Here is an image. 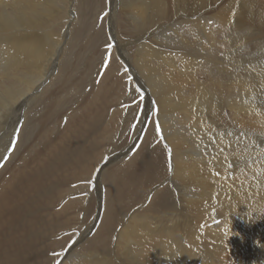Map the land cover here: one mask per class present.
I'll use <instances>...</instances> for the list:
<instances>
[{"label": "bare ground", "instance_id": "1", "mask_svg": "<svg viewBox=\"0 0 264 264\" xmlns=\"http://www.w3.org/2000/svg\"><path fill=\"white\" fill-rule=\"evenodd\" d=\"M70 3L73 0H0V139L4 140L1 132L5 128L15 130L17 134L13 154H10L9 161L0 170V264H39L42 253L50 246V242L46 244V239H53L58 232L55 229L57 216L61 215L65 219L66 227L79 206L75 209L65 199V194V197L62 195L59 198L61 189L73 180L76 183L79 181L80 186L73 187L70 192L78 191L79 196L83 197L79 200H83L88 184L86 179L96 166L93 177L103 187L104 202L101 206L104 207V203L108 202L104 209L106 214H102L104 219H101L103 221L98 231L89 240L93 241L90 253H79L75 264H120L116 263L118 261L122 264H125L124 261L129 264H155L149 258L156 256L159 259L163 257L160 264L229 262L228 257L223 255L224 250L213 248V251L206 246L194 251V248H185L180 244L184 237L189 238L190 245L197 243L196 238H192L193 231H196L192 216L188 217L186 212L189 205L201 203L199 201L208 197H214L220 207L224 203L221 211L223 214L228 213L222 216L220 212L213 218H224L223 223L226 221L227 228L223 227V232L214 229L211 232L220 238L232 234L229 252L233 253L242 248H256L260 243L263 248L257 251L255 258L252 254L240 261V264H258L264 255V239L262 241L254 236L255 224H246L235 235L231 224L230 208L236 200L238 203L243 198L246 201L248 195L238 196L235 189L238 181L231 176L234 168L231 169L233 155L230 154V148L233 136L236 135L228 132L230 126L226 124L240 121L242 129L256 124L259 128L264 124V117L263 120H257L264 111V54H260L264 50V32L261 28L255 30L250 23L264 22L263 5H258L257 0H120L122 8L119 11L129 18L130 26L145 33L153 30L156 23L162 22L158 29L150 32L153 38L159 35L160 40H151L153 43L144 40L140 45L137 42L131 43L134 44L136 59H128L132 55L128 51V42H119L122 43L120 52L127 62L126 74L132 80L136 79V75L139 79L142 77L148 87L143 91L144 94L147 92L155 99L160 119L156 127L161 131L164 142L172 149L171 182L176 183L182 197L181 204L175 203L169 184L164 185L165 181L160 183L161 188L158 186L160 189L153 193L149 205L147 203L143 211H136L127 222L124 221L126 223L118 234L115 256L110 258V242L107 239L114 223L120 219L119 215H125L129 202L132 204L136 199H141L149 185L166 176L165 154L160 145L150 148L155 139L148 137L137 152L133 153V148H128L120 158L116 155L101 163L106 153L105 141L110 140L116 135L114 132L118 131V105L119 100H122L120 93L123 83L115 74L117 70L111 71L113 74L107 72L109 77L103 76L99 83L92 79L88 95L77 92L79 101L76 103L81 105L79 109L76 105L74 110H70L72 104L66 102L70 105L69 112L55 110L62 99L55 98L56 93L52 87L63 69L62 60L73 23L66 24L65 37L56 28H48L57 19V13L68 11ZM213 4L218 8L215 9ZM206 9H212L210 14L204 15L207 12L203 10ZM117 18L116 14L111 15L115 28L118 26ZM260 39L261 44L259 42L254 48ZM244 49L249 50L245 55L252 52L254 57L239 55ZM258 54L260 56L257 57ZM203 71L210 76L200 80L199 75L205 74ZM68 74L69 70L64 79H68ZM242 75L253 76L252 81L246 83ZM80 78L82 80L84 76ZM76 82H73V86ZM185 82L193 86L183 85ZM57 85L55 88L58 91ZM119 85L122 87L119 88ZM76 86L74 88L77 89ZM41 101L46 103L45 108L39 104ZM35 104L37 111L33 109L27 117L26 113H30ZM225 114L233 115L234 121L228 123ZM241 115H245V119ZM65 116L67 120L64 121L62 119ZM44 128H47L46 132ZM3 150H0L1 157H7ZM208 161H214L212 165L217 168L214 172L206 167ZM246 188L249 191V187ZM61 198L68 203L57 210L60 208L57 202ZM185 203L186 207L180 206ZM82 207L85 208L80 206L79 209ZM133 209L136 210V207ZM195 216L197 220L203 217L200 214ZM228 217L231 220H227ZM74 245L71 242L67 251ZM77 252L72 255L77 257Z\"/></svg>", "mask_w": 264, "mask_h": 264}, {"label": "rangeland", "instance_id": "2", "mask_svg": "<svg viewBox=\"0 0 264 264\" xmlns=\"http://www.w3.org/2000/svg\"><path fill=\"white\" fill-rule=\"evenodd\" d=\"M221 1H223V0H221ZM257 2L259 3L258 5L262 4L264 7V0H257ZM72 5L74 7H72ZM121 8H122V4L120 3V0H114V1L113 0H73V3L72 4L70 3L68 6V11L57 13L58 14L56 16L57 19L54 20V22L52 23L53 25H50L49 28L47 27L48 30L50 29V27L56 28V31H58V33L61 36L65 37L64 34H66V32H67V25L66 24L73 23L72 33L70 34L71 37H68L69 40H68L67 49L65 51V54H64V57L62 60V66H63L62 68L63 69L61 70L62 72L60 73V75H58V77H60V78H58V77L56 78V80H55L56 82L54 84L55 86L52 87L54 89L53 91L56 93V96H57V97L55 96V98L58 100L60 98L62 99L61 103L55 109L57 112H59L60 110L66 111V112H69L72 109L74 110V108L76 107V105L79 101V99L77 97V92L78 93L82 92V95H83V93H84V95L85 94L88 95L89 93L87 90H88V87H89V90L91 89L90 85L92 83V79H94V80L96 79V82L99 83L103 76H104L103 78L109 77L107 75V72H108V74H113V72L117 70L115 72V74L117 73L116 75L119 76V78L121 79V83H123V87L120 86L122 84H120L118 86L119 88L122 87V89H123L121 91L122 93H120V97L122 100H119L120 104L118 105V112H119L118 131L114 132V134H116V135H113V137H111L110 140L105 141L106 143H104V149L106 150V153H104V157H103L101 163L103 161H105L106 159L114 157L116 155H118V157L120 158V155L123 154V151H125L128 148H133V153L137 152V150L139 149L141 144L145 140H148V137H153L155 139L150 144V146H149L150 148L151 147L153 148L157 145H160V147L164 150L165 155L163 157L165 158V161H166V176H168L169 178L165 176L162 180L149 185V186H152L153 188L148 186L150 189L148 187L145 189L146 192L142 196V198H144V199L141 198L138 201L136 199V201L132 202V204H130V202H129V206H128L129 208L126 206L128 210L126 209L127 212L125 213V215L124 216L119 215L120 219H118L117 223H114L115 225H113V228L111 229L110 234L108 235V239H107V241L110 242V245H109V247H110V252H109L110 258H112L111 256H113V257L115 256V249L117 247L118 234H119L120 230L124 227V224L128 221L129 217H131L136 211H143L149 205V202L151 201V199L154 195L153 193H155L158 189L161 188L162 184H160V183L165 181L163 183L164 185L166 183L169 184V187H170L171 193H172V194L171 193L170 194H171L172 199L175 203L179 202L181 204L180 198L182 197V194L178 190L176 183L171 182V179H172V168H171L172 149L170 148V145H168L167 143L164 142V139L161 137V131L158 130L156 127V126H158V122L160 121V119L157 116L156 104L154 101L155 99L153 98L152 95H149L147 92H146V95L144 94L143 91L147 90L148 87H147V85H146V83L142 77H140V79H139L136 75L137 80L135 79L136 80V82H135V80L134 79L132 80V78L129 76L128 73L126 74L127 71H125V70L127 67V62L125 59H123V55L120 52V44H122V43H119V42L120 41L128 42V48H129L128 51L130 54H132L130 56V58H128V59L129 60L131 59L130 61H132V58L136 59L135 50H134L135 42H137V44L140 45L141 43H143L144 40L146 42L151 41V40L153 42L160 40L161 37L159 35H155L154 36L155 38H153V34H151V33L156 28L158 29L159 26L161 25L159 23H162V22L160 21V22L156 23L157 25L154 24L156 26H155V28H153V30L151 29V31L148 30V31H145V33H144L143 31H140L141 29L134 28V27L129 25V18L124 13L119 11V9L121 10ZM214 8L217 9L218 6L216 5V7H215V5H214ZM113 10H115V13ZM207 10L208 9L203 10L204 12H207V13H204V15L210 14V12L212 11V9H210L209 11H207ZM217 11L218 10H216L215 12H217ZM113 14H116V16L118 17L116 19V21L118 23L117 28H115V26L113 25V23H115V21L111 20V15H113ZM253 18H255V17H253ZM55 23H56V25H55ZM250 23H251V26H253L255 28V30L261 28L264 32V22L252 21ZM123 24H125V26ZM47 28L45 30H47ZM137 31H139L140 35L138 34ZM132 32H134V33H132ZM128 33L130 35H128ZM142 34H144V35H142ZM114 36H116L117 38H120V39H116V37H114ZM130 36L133 38H131ZM138 37H139V40H138ZM130 38H131V40H130ZM140 38H143V39L141 40ZM133 42H134V44H131ZM259 42L261 44L262 40L261 39H260V41L258 40V42L255 43L254 48H256L257 45H259L258 44ZM169 43L171 44V42H169ZM108 45H111V47H108ZM250 48H252V46ZM244 50H242V51H244ZM248 51L249 50L246 49L244 52L239 53V55L244 56L245 53L246 54L249 53ZM93 53H95V54H93ZM260 54H264V50H262ZM91 55L92 56L94 55V56L92 57ZM221 55H223V54L221 53ZM233 55H236V53ZM248 56L254 57L252 52L248 55H245L244 57H248ZM258 56H260V55L258 54L257 57ZM92 58H94V60H92ZM67 59H69V61ZM87 59H89V60H87ZM130 61H129V63H130ZM124 65H125V67H124ZM68 67H70V69ZM68 70H69V74L67 75V78L69 80L64 79V78H66L65 76H66V73L68 72ZM111 71H113V72H111ZM81 72H83V74ZM204 73L205 74H201L202 76L199 75L200 80H203L204 78L210 76L208 74V72L205 71ZM233 74H235V73H233ZM81 75L84 76V79H82V80L80 78ZM242 76L244 77L245 75H242ZM252 77L253 76H251V77L245 76V79H246L245 82L250 83L252 81ZM57 79H59V80H57ZM75 79L77 80V82H76L77 84H75V86L78 85V86H76V87H78L77 89L74 88L75 86H73L75 81H76ZM64 80L66 83L64 82ZM59 81H60V83H59ZM61 82H62L63 86L65 85L64 87H60V86H62V85H60ZM117 82H118V78H117ZM188 83L189 82H185V83H183V85L193 86L192 84H188ZM57 84L60 86H58ZM67 84H68V86H67ZM56 85L58 87V91L55 88ZM69 86H71V87H69ZM81 86H83V87H81ZM80 88H82V89H80ZM65 89L66 90L68 89V91H66ZM137 89H139V91H137ZM62 91L64 94L62 93ZM232 91L234 92V90H232ZM49 92H50V90H49ZM74 95H76V96L74 97ZM121 95L123 96V98ZM63 98H64V100H63ZM73 98L75 99V101ZM71 100L74 102H71ZM125 100H126V103H125ZM66 102H68L70 105L72 104L73 106L71 105V107H70V105H67ZM39 104L41 106L43 104L42 108H45L46 103H43V101H41V102H39ZM77 106L79 109V107H81L80 103ZM32 107H34V108H32ZM32 107H31L32 109L30 110V113H26L27 117L30 116V114L33 112V109L35 111H37V109H38L36 104L33 105ZM60 107H62V109ZM68 107H70L71 109L68 110ZM63 109H65V110H63ZM262 112H263V114L260 117H257V120L259 118H260L259 120L264 119L263 118L264 117V111H262ZM256 114H257V112H256ZM225 116H226V118H228L227 119L228 123L231 120H233V118H232L233 115L228 116L227 114H225ZM241 116L243 119H245V115H241ZM66 117L67 116L63 117L62 120H64V121L67 120ZM120 119H124V120L121 121ZM255 119H256V117H255ZM13 120H15V118H13ZM263 122H264V120H263ZM138 123H140V124H138ZM32 124H33V122H32ZM143 125H144V127H143ZM240 125H241L240 121L236 124L233 123L232 125L226 124L227 127L230 126V127H228L230 129L228 132H230V133L232 132V134L236 135V136H233V140H232L233 144L230 148V150L232 149L230 151V154L233 155V158H232L233 161L231 160V162H232L231 169L234 168V173L231 174L232 171H230L229 174H231L232 177H235L238 181L237 182L238 186L235 188L238 192V196L245 197V195H248V197H246L247 198L246 201L244 198L243 199L241 198L243 201L242 202L240 201V203H238L236 200V203L234 204L236 206L232 205V207L230 208V211H229V215H231V219H232L231 224H232V227L234 229V235L236 233L240 232L242 230V228H245L246 224L248 225L249 223L253 222L255 224L254 230H256V232H254V236L258 237L260 240L263 241V239H264V195H263V193H264V159H263L264 158V129H263L264 124L261 125L263 127H259V128H257L258 124L249 125V126H247L248 129L245 127L242 129V128H240ZM43 127H46V126H43ZM6 129L7 128L3 129V132H1L2 134H4L1 136V138L3 137L4 140L0 139V140H2L0 142V150H1V148H2V150L4 149L3 153H7V157L6 156H5L6 158L4 156L1 157V155H0V170L2 169L4 164H6V162L9 161L10 156L13 154V150H14L15 145L17 143L16 131L15 130L11 131L8 129L6 131ZM46 129L44 128V130H45L44 132H46ZM254 129H256L258 131L260 130L261 132L260 131L258 132ZM150 132H152V133H150ZM163 135H164V133H163ZM254 136H255V138H254ZM13 138H15V144L13 143ZM235 139H236V141H235ZM219 157H221L220 154H219ZM208 162L211 165H209V163L205 164L206 167H208L209 169H211L214 172L217 169V168H215V166L213 167V165H212V163L214 161H212V162L208 161ZM96 168H97V166H96ZM96 168H95V170H96ZM95 170L94 171L92 170V173L90 174V176H88V179H86V182L88 180L89 185L88 184L86 185V194L85 195L83 194L85 200L84 199L79 200V198L81 196H79L78 191L70 192L72 189H74L73 187L78 188L80 186L79 181H77V183H76V181L73 180L72 182L74 184L72 182H71L72 184L68 183L67 186H64L63 189H61V192L59 193V198L62 197V195H63V197L66 196L65 199L69 203H72V206H74L75 209H76L77 205H79V206L77 207L76 213L73 214V219L71 220L72 223H71V221L68 220L66 227H65V224H66L65 219H63V217H61V215L57 216L55 229H57L59 233L56 232L57 233L56 236L49 241H48V239H46V244L50 242L49 243L50 246H48L49 247V248H47L48 250L45 249V251L42 253L43 257L42 256L40 257V259H42V260H40L39 264H45V263L46 264L47 263L48 264H70V263L73 264V262L75 264L77 258L79 257V253L84 254V252H85L84 255H88L90 253L89 248H90V244H93V241H89V240L98 231V229L101 225L100 223H102V221H103L101 219H104L102 214H104V216L106 214V211L104 210V209H106L105 204L108 203L106 201V203H104V207L101 206V204L104 202L103 194H102L103 193V187L99 183V181L96 180L95 177H93L94 176L93 174L96 173ZM231 176H230V178H231ZM245 177H246V179H245ZM0 178H2V177H0ZM165 178H167V179H165ZM253 184H255V187L254 186L251 187ZM68 185L70 186V188ZM156 185H157V188H156ZM76 186H78V187H76ZM246 186L249 187V191H251V192H249L247 190ZM262 188H263V190H262ZM254 190H255V192H254ZM243 191H244V193H242ZM149 192H152V193H149ZM64 194H65V196H64ZM204 195L207 196V194H204ZM89 197H91V198H89ZM145 197L147 199H145ZM81 198H83V197H81ZM66 200L64 201V198H61L59 200L61 202H59V201L57 202V204L59 205L58 207H60L57 210L64 208L63 205L65 206L68 203ZM176 200H177V202H176ZM143 201H144V203H143ZM62 202H64V203H62ZM126 202L127 201L125 200L124 204H126ZM199 202H201V203H197V204L192 205V206L189 205L187 208L188 211L186 212L187 216L188 215L190 217L192 216L191 218L193 219V222L195 225L196 231H193L194 233H192V238H193V240L196 238L197 243H199V244L196 243V244H192V245L193 246L195 245V247L197 249L195 247H193L192 245H190V243H188L189 238L184 237L180 244H182V246L185 248H194V251H197L198 249H203L202 247L205 248L206 246L209 247V249L218 248V250H224L223 255L224 256L226 255L229 259V262H226L225 264H238V263L240 264V261L245 260L247 255L253 254L254 258H255V256L258 254L260 248H263V247H261L262 245L260 243L258 244L259 248H258V246L256 248H242L240 251L236 250L233 253V252H229V248H230L229 242H230V240H232V234L230 236H223L220 238V237H215V235L213 234L214 232L213 231L211 232L212 229L223 232L222 231L223 227L227 228V226L225 225L226 221H224V223H223L224 218L223 219L222 218L213 219V218L217 217V215H219L220 212H221L222 216H224V214H228V213L223 214V212L221 211V207L224 205V203L220 204L221 205V207H220L216 203V199L214 197L213 198L208 197L206 199L204 198ZM147 203H148V205H146ZM80 206H84L85 208L82 207V209H79ZM180 206L186 207V203H185V205H180ZM248 206H250V207H248ZM132 207L133 208L136 207V210L133 209ZM142 208H144V209L142 210ZM197 214L203 215V217L198 218V220H197L196 216H195V218L193 217L194 215H197ZM101 215H102V218H101ZM229 218L230 217H228L227 220ZM211 219H213V221ZM231 219H229V220H231ZM220 220H221V222H220ZM124 221H126V222H124ZM235 222H237V223H235ZM243 225H245V226H243ZM114 226L116 229L114 228ZM248 226H250V224ZM80 227L83 229V231ZM60 229H62V230H60ZM116 231H117V233H116ZM259 233H260V235H259ZM55 240H57L56 243L54 242ZM60 240H61V243H60ZM87 240L89 241L88 243H87ZM260 240H258V241H260ZM76 241H78V242H76ZM58 242H59V246L57 245ZM71 242H74V244L76 246L74 245L71 250L67 251V247L69 246V244ZM83 243H84V245H83ZM220 244H221V246H220ZM185 245H187L188 247ZM55 248H57V249H55ZM80 248H83L84 250L83 249L81 250ZM214 249H213V251H214ZM74 252L78 253L77 257H74L72 255V253H74ZM70 255L73 257H71ZM52 256H53V258H52ZM67 258H69V259H67ZM212 258L214 259V257H212ZM149 259L152 262L155 261V264H157V263L160 264V262L162 261V260L160 261V259H163V257H161L159 259V256H156V257H150ZM61 260L64 263H62ZM118 260H120V259L118 258ZM163 261H165V260H163ZM119 262H120V264H122L121 261H118L116 263H119ZM124 262H125V264H129L127 261H124ZM141 264H145V263L143 262ZM146 264H149V262H146ZM242 264H247V262H244ZM251 264H252V262H251ZM258 264H264V255L262 256L261 259L258 260Z\"/></svg>", "mask_w": 264, "mask_h": 264}, {"label": "snow or ice", "instance_id": "3", "mask_svg": "<svg viewBox=\"0 0 264 264\" xmlns=\"http://www.w3.org/2000/svg\"><path fill=\"white\" fill-rule=\"evenodd\" d=\"M108 47H111V45H108ZM137 91H139V89H137ZM13 143H15V138H13Z\"/></svg>", "mask_w": 264, "mask_h": 264}]
</instances>
